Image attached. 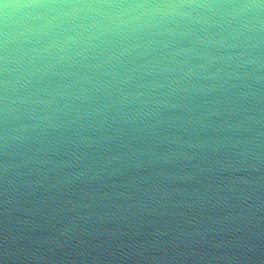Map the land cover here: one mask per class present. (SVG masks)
I'll return each instance as SVG.
<instances>
[{
	"label": "clouds",
	"instance_id": "obj_1",
	"mask_svg": "<svg viewBox=\"0 0 264 264\" xmlns=\"http://www.w3.org/2000/svg\"><path fill=\"white\" fill-rule=\"evenodd\" d=\"M0 264H264V0H0Z\"/></svg>",
	"mask_w": 264,
	"mask_h": 264
}]
</instances>
